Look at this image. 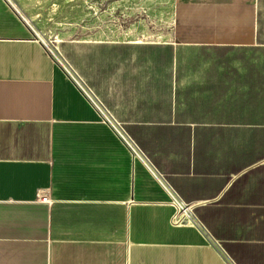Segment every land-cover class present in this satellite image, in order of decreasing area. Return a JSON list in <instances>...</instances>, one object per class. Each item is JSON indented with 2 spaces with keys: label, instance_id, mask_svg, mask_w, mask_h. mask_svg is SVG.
Segmentation results:
<instances>
[{
  "label": "crops",
  "instance_id": "1",
  "mask_svg": "<svg viewBox=\"0 0 264 264\" xmlns=\"http://www.w3.org/2000/svg\"><path fill=\"white\" fill-rule=\"evenodd\" d=\"M174 29L52 48L134 159L0 0V264H264V0H176ZM181 46L211 52L199 84H183ZM160 179L209 241L170 225Z\"/></svg>",
  "mask_w": 264,
  "mask_h": 264
},
{
  "label": "rangeland",
  "instance_id": "2",
  "mask_svg": "<svg viewBox=\"0 0 264 264\" xmlns=\"http://www.w3.org/2000/svg\"><path fill=\"white\" fill-rule=\"evenodd\" d=\"M176 0H9L51 48L66 38L174 41ZM186 86L200 83V70L216 67L211 52L180 47ZM199 71V73H198Z\"/></svg>",
  "mask_w": 264,
  "mask_h": 264
},
{
  "label": "built area",
  "instance_id": "3",
  "mask_svg": "<svg viewBox=\"0 0 264 264\" xmlns=\"http://www.w3.org/2000/svg\"><path fill=\"white\" fill-rule=\"evenodd\" d=\"M27 25H30L29 22H27ZM38 41H41L43 46H45L49 52L53 54V56L57 59L58 64L65 69V71L72 77L75 84L78 86L79 90L83 93V95L89 100V102L96 108V110L99 112V114L102 117V120L104 123L109 124L119 135L122 142L127 146V148L131 151V154L133 155L134 159H143V156L138 149V147L135 145V143L128 137V135L122 130V128L118 125H116L109 116L105 113L103 108L100 106V104L97 102V100L92 96V94L87 90L72 74L69 72V70L66 68L65 64L56 56V54L53 52V49L50 47V45L38 34H35ZM161 184L166 189L170 196V206L173 208V214L170 218V225L174 228L179 227H191L198 230L200 234H202L206 240L207 234L205 232V229L203 225L199 222L198 217L196 216L195 210L197 206L195 204H188L184 202L171 188H169L165 182H163L160 179ZM39 201L49 203L51 204V199L49 195L47 194H40L39 195ZM209 241V240H208Z\"/></svg>",
  "mask_w": 264,
  "mask_h": 264
}]
</instances>
